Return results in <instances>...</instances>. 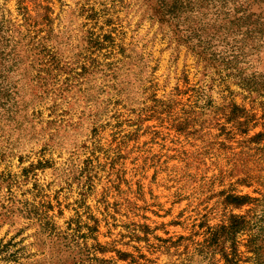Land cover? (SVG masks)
<instances>
[{
	"label": "rangeland",
	"instance_id": "374dc122",
	"mask_svg": "<svg viewBox=\"0 0 264 264\" xmlns=\"http://www.w3.org/2000/svg\"><path fill=\"white\" fill-rule=\"evenodd\" d=\"M0 264H264V0H0Z\"/></svg>",
	"mask_w": 264,
	"mask_h": 264
}]
</instances>
